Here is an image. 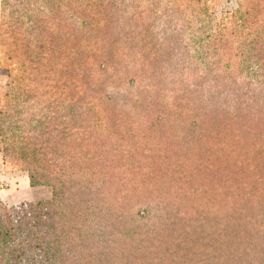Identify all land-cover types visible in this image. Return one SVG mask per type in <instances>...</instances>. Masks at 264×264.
Here are the masks:
<instances>
[{"label": "trees", "instance_id": "trees-1", "mask_svg": "<svg viewBox=\"0 0 264 264\" xmlns=\"http://www.w3.org/2000/svg\"><path fill=\"white\" fill-rule=\"evenodd\" d=\"M12 1L11 12L30 18L34 31L57 1L60 27L70 24L74 39L83 29L109 35L94 64L127 69L136 100L122 97L134 115L114 109L103 118L76 99L59 116L29 123L26 137L8 146L15 131L0 108L4 164L53 192L49 201L18 206L0 200V264H264V79L245 83L260 84L249 92L238 83L250 68L240 58L248 39L251 60L258 51L264 69V0H239L228 29L200 35L190 56L168 40L170 14L161 28L157 2L141 16L142 0H94L86 8L80 0ZM159 1L171 16L186 12L187 28L211 15L210 0ZM125 14L130 30L113 33ZM119 41L133 44L132 61L115 54ZM42 47L27 46L34 62ZM74 58L76 82L86 73Z\"/></svg>", "mask_w": 264, "mask_h": 264}, {"label": "rangeland", "instance_id": "rangeland-1", "mask_svg": "<svg viewBox=\"0 0 264 264\" xmlns=\"http://www.w3.org/2000/svg\"><path fill=\"white\" fill-rule=\"evenodd\" d=\"M143 1L144 3H141V8L136 14L144 16L149 13L145 10V7L150 8L147 6L157 2L156 8L159 10V15L160 11L163 13L161 28H165L170 14L171 21L168 26L169 33H172L171 36L173 37L168 40L177 43L178 47L185 46V51L183 49L182 52H187L185 54L189 56L193 55L195 48H197L200 35L203 33L208 34L214 30H227L233 14L239 10V0H210V17L201 23H193V29H191L184 24L186 12L171 16V10L164 1L142 0L141 2ZM13 3L15 2L12 0H0V108H5L7 112H5V115L9 116L6 117L7 124H10V128L15 131V136H7L8 143L6 146L12 143L19 144L26 137L25 127L29 123H38L42 120L43 115L48 113L59 116L67 108H72L70 104L76 99H80V105H83L84 109L89 108L92 110L91 116L98 114L99 117L104 118L106 114H111L114 109L134 115L130 112L131 106L129 103L122 98L129 97L132 102L133 99L136 100L134 98L135 89L128 86V70L121 72V66L117 63L116 67L111 68L108 66L102 71V67L98 68L94 64L98 52H102L103 46H105V41L101 40L109 39V35L95 36L83 29L80 30L81 39H74L76 33L67 32V27L71 25L65 23L63 18L62 23L68 26L65 28L60 27L61 17L58 9L60 3L57 1L51 2L53 16L39 18L37 20L38 29L34 31L33 28L29 27L32 24L30 18L20 17L17 19V15L11 12ZM72 3L68 4V13L73 10L71 9ZM78 4H82L84 8L91 7L94 0H80ZM127 12L126 10L125 13L128 14ZM126 14L124 20L118 17L117 21H114L117 24H114L113 33L114 31L130 30L132 20ZM83 19H87V17ZM172 28H176V31L173 32ZM42 29H45L48 35L50 31L60 32V34H57L56 38H48L46 33H41ZM107 29L108 21L103 26V31ZM253 44L248 39L244 43V53L240 57L249 62L250 66L249 70L247 69L244 75L238 78L239 85L245 87L244 92L253 91L260 85L258 84L254 89H250L245 83L251 81L255 83L258 81L257 78H260L262 82V79H264V69L259 67L262 59L258 51L251 60L252 54L255 53L253 49L255 44ZM40 45L43 47L37 51L42 58L34 62L32 53H27V46L33 48ZM261 45L262 42H260ZM114 46L118 48L115 54L118 55L120 61L130 62L133 60L132 43L122 44L119 41ZM66 48L67 51L62 55L61 52ZM74 56V60L79 59L81 70L86 73V76L80 75V79L76 82H73V78H71L72 68L76 67L77 72H79V67L71 65V59ZM100 58H103L102 54ZM153 61L157 64V67H161L159 58L158 60L155 58ZM183 61L186 62V59ZM254 63L257 64L255 68ZM58 68L62 70L58 72ZM176 84L173 82L172 86ZM209 84L210 82L207 83V90ZM217 85L219 86V84ZM96 88L99 90L105 88L106 91L97 93L94 91ZM256 91L258 93V89ZM203 94H205V91ZM191 96L196 98V94H191ZM225 96H227V92L219 98L218 96L215 98L217 106L223 105L222 98ZM15 125L20 129H15ZM133 127L136 131L140 129L137 124ZM126 129L124 128V131ZM4 159L5 156L0 152V184L3 186L0 200L3 203L18 206L24 203H37L52 199L53 192L49 187L32 186L27 172L17 170L13 166H6Z\"/></svg>", "mask_w": 264, "mask_h": 264}]
</instances>
